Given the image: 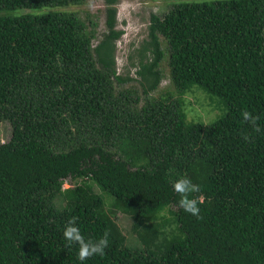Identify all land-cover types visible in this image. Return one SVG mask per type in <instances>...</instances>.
Instances as JSON below:
<instances>
[{"label": "trees", "instance_id": "1", "mask_svg": "<svg viewBox=\"0 0 264 264\" xmlns=\"http://www.w3.org/2000/svg\"><path fill=\"white\" fill-rule=\"evenodd\" d=\"M105 1L94 46L97 24L58 9L85 0H0V124L12 126L0 143V264H81L63 236L72 217L85 239L108 233L104 255L83 264H264V132L241 116L264 128V0H180L152 14L133 65L140 109L116 90L134 78L117 67L119 0ZM165 58L170 85L151 96ZM194 90L202 109L221 110L213 123L188 121ZM183 176L201 186L199 216L178 204Z\"/></svg>", "mask_w": 264, "mask_h": 264}, {"label": "rangeland", "instance_id": "2", "mask_svg": "<svg viewBox=\"0 0 264 264\" xmlns=\"http://www.w3.org/2000/svg\"><path fill=\"white\" fill-rule=\"evenodd\" d=\"M180 0H119L118 4V28L124 31V35L118 41L117 49V67L119 74L123 78H134V80H126L125 84H116L117 92H123L127 90L133 91V96L140 97V102L137 107L140 109L145 103L142 89L140 87V77L136 74L137 69L133 65L139 61L140 51L143 48L148 38V26L150 17L152 14L164 16L169 12ZM60 10L75 11L85 19L88 23L89 19L93 23H96V35L94 40V46L98 44L102 35L107 31L106 27V1L105 0H85L82 5H68L61 8ZM29 12V11H24ZM8 15H15L16 11H7ZM5 13V14H6ZM163 48H166V43L163 41ZM163 80L157 91L153 92L151 96L159 97L160 93L164 92L169 87V68L167 59L162 62ZM200 93L197 90L188 92L185 99L187 103L188 121L201 120L207 123H213L222 114L218 106L214 102L207 101V110L201 108V104L198 103ZM203 97H205L203 95ZM209 110V111H208ZM210 121V122H209ZM12 126L9 122H3L0 124V143L9 141L11 137ZM74 184V182H73ZM75 185V184H74ZM72 183L66 181L63 185V189L71 187ZM95 192L101 194L98 187L94 186ZM103 197L106 201L110 196L103 193ZM111 198V197H110ZM117 221L121 225L124 234L129 239V243L141 244L139 242L137 234L132 230V220L122 214L118 213ZM170 229V228H169ZM168 229V231H169Z\"/></svg>", "mask_w": 264, "mask_h": 264}, {"label": "clouds", "instance_id": "3", "mask_svg": "<svg viewBox=\"0 0 264 264\" xmlns=\"http://www.w3.org/2000/svg\"><path fill=\"white\" fill-rule=\"evenodd\" d=\"M241 116L245 122H249L253 125L256 132H264V128L256 123L258 117L253 116L247 110L242 111ZM172 187L176 193L180 194V199L178 200L179 206L185 212L194 216H199L200 201L192 197L191 194L199 193L201 191V186L193 182L190 177L183 176L176 179ZM76 220V217H72L68 220L64 226L63 236L69 246L73 244L79 245L77 255L81 264H83L86 258L93 255H104L105 249L109 246L108 233H104V235L97 240L85 239Z\"/></svg>", "mask_w": 264, "mask_h": 264}]
</instances>
